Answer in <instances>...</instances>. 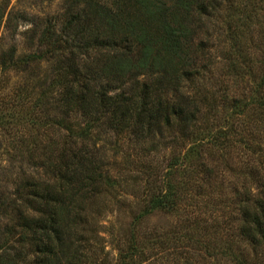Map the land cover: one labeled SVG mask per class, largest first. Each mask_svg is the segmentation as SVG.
Wrapping results in <instances>:
<instances>
[{
  "label": "rangeland",
  "instance_id": "374dc122",
  "mask_svg": "<svg viewBox=\"0 0 264 264\" xmlns=\"http://www.w3.org/2000/svg\"><path fill=\"white\" fill-rule=\"evenodd\" d=\"M200 1L210 10L189 42L195 65L190 72L198 73L181 82L180 94L204 96V109L210 111L204 131L215 142L203 147L205 161L195 170L189 160L179 170L173 166V157L189 141L173 142L168 134L137 141L95 131L85 146L78 143V149L87 148L101 160L113 179L112 188L104 187L87 201V226L80 236L86 264H264V246H250L239 236L241 208L246 200L261 197L264 186V111L254 102L264 99V0ZM65 8V0H0V63L11 50L15 63L9 70L0 65V255L15 249L12 244L5 249L1 232L11 224L4 215L11 216L16 184L44 179L38 157L68 149L64 123L49 118L47 76L53 60L38 45L48 24L55 35L63 34ZM110 8L109 0H78L88 38L95 37V28L107 27ZM69 37L71 42L74 34ZM81 41L73 43H78V55L69 47L78 57V71L103 77L109 95L135 80L158 78L153 66L135 80H113L97 51L79 52ZM134 50L130 59L136 65L141 50ZM69 53L60 52V58ZM32 54L44 55L21 62ZM143 168H148V182ZM147 184L170 193L173 202L178 199L175 210L164 207L143 217Z\"/></svg>",
  "mask_w": 264,
  "mask_h": 264
},
{
  "label": "trees",
  "instance_id": "16d2710c",
  "mask_svg": "<svg viewBox=\"0 0 264 264\" xmlns=\"http://www.w3.org/2000/svg\"><path fill=\"white\" fill-rule=\"evenodd\" d=\"M65 3L63 34L55 35L53 26L48 24L38 45L47 48L45 54L53 60L47 76L52 116L49 118H59L64 123L69 145L68 149L49 150L50 153L38 157L37 168H43L44 179H22L16 184L11 216L4 215L11 224L1 232L7 238L5 249L9 244L15 249L13 254H1L0 264L87 263L80 249V236H84L87 226V201L113 184L101 160L87 148L78 149V143L85 146L95 131L127 134L137 141L166 134L175 139L173 142L189 141V147L173 157V166L179 165L178 170L185 160L190 161L191 169L195 170L198 162L202 166L203 154L207 152L203 147L215 142V137L204 131L210 112L204 109V96L194 94L187 99L180 94L181 82L194 79L193 74L198 73L190 72L195 65L189 42L210 10L203 5L205 1L109 0L111 8L106 9V14L110 11L113 17L105 21L104 29L95 28L98 32L92 39L87 37L88 30L81 27L86 14L78 12V0ZM72 34L74 38L68 42ZM78 39L83 43L79 52L97 51L106 60L105 70L113 80L124 77L135 80L153 66L157 80L142 83L135 80L124 89L122 81L120 92L109 95L111 90L109 85H102L103 77L78 71V57L69 48L72 46L78 55V43L73 44ZM137 48L141 51L134 65L130 57ZM68 49L71 53L61 59L60 52ZM11 51L7 59L1 60L4 70L15 66ZM43 55L32 54L21 62H27L28 58L40 60ZM254 102L264 111L263 98ZM140 172L148 182V168ZM261 189V197L246 200L241 208L239 229L243 242L256 248L264 246V186ZM144 193L143 217L164 207L172 211L177 206L178 199L173 202L170 193L149 185Z\"/></svg>",
  "mask_w": 264,
  "mask_h": 264
}]
</instances>
